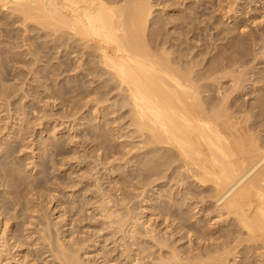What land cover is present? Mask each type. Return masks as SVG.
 <instances>
[{"label":"bare ground","instance_id":"bare-ground-1","mask_svg":"<svg viewBox=\"0 0 264 264\" xmlns=\"http://www.w3.org/2000/svg\"><path fill=\"white\" fill-rule=\"evenodd\" d=\"M154 1L0 0V11L7 12V16L9 13V17H6L3 12L5 21L1 24L10 25L11 28L17 24V29L21 25L28 32L24 31L26 34L22 36L24 42L21 43L26 42L25 45H27V41L33 37L29 34L37 30L41 34L38 37L42 38L40 44L28 47V54L31 57L27 56L28 59L21 55L18 57L16 54L9 55L11 52L15 53L13 49L23 44L20 43L17 46L15 44L17 41L12 43L11 39L15 38L8 35L11 42L8 41L5 44L7 46L4 45L5 47L0 50L2 63L7 62L4 65L6 68L1 66L6 73L9 72H7V65L11 63V59L12 62L16 60L24 64L23 66L29 68L27 70H32L33 73L39 72L42 75L50 67L47 64L44 65L45 68H42L40 64L44 61L42 64L49 63L51 66L55 60L54 71L49 70L54 75L56 73L61 76L58 79L64 80L63 76L71 74L77 77V80L74 78L76 85L72 83L73 76H71V83H69L70 78L66 79L74 86L70 87L65 82L64 90L66 86L74 93L82 91L81 89H89L85 84L86 87L81 85L85 77L92 82L87 85L93 86L94 82H98L94 89L89 91L90 94L96 93V96L93 94L94 98L92 97L91 101L99 105L114 98V104H112L115 108L111 113L127 112H125L127 115L121 113V116L129 118V130L125 135L131 137L127 145L124 144L125 142L119 143L120 150L110 151L108 144L118 142L123 135L121 129H115L116 133L121 134L113 135L100 122L94 124L88 119L89 126L94 128L92 131H94L95 141L98 140L99 148H96L105 149V152L98 156L104 160V166L106 164L110 166L109 174L119 175L114 185L108 190L101 187L103 184L101 186L97 184L98 191L101 193L100 198L95 200L94 197L88 198L85 195L86 198L85 196L83 198L85 203L78 202L79 206L81 204V209L78 211L83 221L92 218H97L99 223L102 221L101 226L97 227L98 230L93 228L95 234L91 235L92 237L89 236V239L88 236L76 237L73 234L74 231L72 235L64 231L59 232L60 228L57 230L56 222L54 223L57 225L52 226L54 223L51 224L48 215H45L47 211L43 213V203L39 200L41 196L39 189L43 184L42 177L27 173L20 175L23 172L21 167L18 171L20 174H16L17 166H21L17 164H22L21 159L16 157L17 150L20 151L19 144L5 146V152L2 153L7 155L4 158L2 154L0 155L2 158L0 159V264H34V260L30 263V252L23 253V247L30 244H34L38 256L39 253L43 258L51 256L54 264H92L91 260L86 259L87 257L83 259V256H89L91 251L89 248L92 245L97 251L98 259H102L101 263L94 264H226L230 262L231 255H234L235 259L232 264H264V75L257 77V82L261 84V91L251 106L238 105L236 98H231V94L244 85L245 70L239 69L241 66L239 60L250 53L251 46L247 45L248 42L243 38L236 39L238 44L236 50L224 52H220L217 45L213 51L206 50L202 44L195 45L196 47L190 46V43L187 44L189 41L177 35L176 30L171 32L170 28L167 29V22L160 20L158 15L153 16L156 15L153 9L157 5H154ZM255 1L264 4V0ZM254 22L256 23V20ZM258 22L261 26L260 21ZM18 24H20L19 27ZM18 33H13L11 36L16 37ZM182 33L187 34V32ZM260 37L259 52L263 54L264 34ZM256 40L254 39L253 44ZM46 72L44 75L49 76L50 74L46 75ZM0 74V76L3 75L1 72ZM19 74L21 75L20 72ZM54 75L49 76L52 82ZM43 78L46 79L44 76ZM227 78L231 82L230 86L222 84V81ZM86 82L83 81V83ZM60 86L61 84L58 87ZM4 88L2 90L5 92L8 88L5 90ZM13 89L15 91V88ZM60 89H58L59 92L63 91ZM86 90L84 95L81 94L83 91L78 94L85 96L87 93L86 96H89ZM4 92L0 97L5 98L3 94L6 92ZM54 94L52 93L53 96ZM8 96L11 95L8 94ZM6 104L10 107L11 102ZM107 107L109 108V106L104 107V113L101 112V115H104L103 118L108 114L105 110ZM18 114H20L19 110ZM80 126L82 127V124ZM12 138L14 141L13 136ZM23 143L22 141V146H24ZM60 143L51 145L61 152L65 146ZM126 146L130 148L127 149ZM1 147L4 148V145ZM115 154H121V156H115ZM79 155L74 156L73 159ZM12 161L17 165L15 169L13 163L15 171L10 167ZM44 169H48L47 164ZM130 170H133L131 174L121 176ZM79 183L74 182L71 186L69 183L68 190L71 187L73 191L72 187L80 186ZM128 186H131V189H128ZM82 189L88 192L85 194L94 192L91 187L84 186ZM139 189L141 191L136 194L131 192ZM151 191H153L152 194H150ZM37 194L40 196L38 197ZM54 196L55 194L50 202L56 196L57 200L62 198L58 195ZM139 196H142L141 203L151 202L148 207L159 203V206L154 207L157 210L154 213L160 219L158 224L151 219L142 221V217L137 214L139 212L136 213V205L128 206L127 198H132L129 202H133V199ZM74 203L75 201L72 204ZM83 204H86L85 207ZM76 205H72V209L77 208ZM93 208L98 212L90 213L89 211ZM199 213L201 215L197 216ZM71 214L75 215L73 212ZM98 214L101 221L96 217ZM67 215L69 214L66 213L65 219L63 218L65 226L71 224V222L68 223ZM214 217H217L216 222L208 228L206 221ZM190 218L195 219L194 223L197 226L188 224ZM216 224L219 226L215 227ZM105 229H108L109 235H102ZM93 236L96 238L93 239ZM194 236L199 241L198 245H195ZM186 237L188 240L181 246L175 243L178 239L183 240ZM207 241L208 243L204 246ZM187 242L189 244L185 246ZM108 243L115 244L111 253L105 249ZM114 252L117 255H113ZM237 257L240 259L237 260ZM37 260L38 258L35 264Z\"/></svg>","mask_w":264,"mask_h":264},{"label":"rangeland","instance_id":"rangeland-1","mask_svg":"<svg viewBox=\"0 0 264 264\" xmlns=\"http://www.w3.org/2000/svg\"><path fill=\"white\" fill-rule=\"evenodd\" d=\"M234 1L233 0H212V1L211 0H159V1L156 2V0H155L154 1V5L155 4H157V5L154 6L153 10H154V14H156V15H153V16H157L158 15L160 20H164L165 22H167V27H168L167 29L170 28L171 32L176 30L177 31V35L183 36L184 39H187V41H189L187 44L190 43V46H193V47H196L197 45L200 46L202 44V47L206 48V50L209 49V50L213 51L215 45H217L219 47L218 50L220 52L232 51V50L235 51L236 47L238 45V44H236L237 43L236 41L238 39H240V38L245 39V41L248 42L247 45L249 47L251 46L250 47V53L246 54V56H244L242 59L239 60L240 63H241V66H240L239 69L245 70L244 71L245 72V81H244V85L242 87H240V89L235 90L236 92L234 91L231 94V98H236V103L238 105L250 107L251 103L259 96V93L261 91V89H260V87H261L260 85L261 84H259V82H257V77L258 76L260 77V76L264 75V61H263L264 60V58H263L264 50H263V54H260L259 51L261 50V48H260L261 47V41L258 42V39L261 38L260 36H263V34H264V29H263L264 28V22L263 23L261 22V20H263L262 15L264 14V6H263L264 4L260 3V2H256L255 0H254L255 3H254L253 0H252V2H251V0H240V1H235V3H234ZM159 3H160V5H158ZM249 9H251V11H249ZM3 12L4 11H2V12L0 11V31H1L0 32V36H1L0 39L2 38V39H4V41H2V39L0 40L1 43H2V44L0 43V46H1L0 50H2V47L4 48L5 46H7L5 44H7V42L10 41V39H11V38H9V36L12 37V38L17 39V40H15V39L12 40L11 39V41H12V43H13V41L14 42L17 41L18 44L16 42H15V44L17 46H19V44L21 42H24V41H22L23 40L22 36H24V34L28 33L27 31H25L26 28L25 27H21L20 24H18V27L20 25V28H18V29H17V24H16V26L13 25L12 26L13 28H11L10 25L9 26L8 25L7 26L6 25H2L1 24L2 21H5V17H4L3 14L5 13V16L9 17V13H8V16H7L6 15L7 12H4V13ZM236 15H237V17H236ZM255 20H256V23L254 22ZM258 21H260V25L261 26L258 25V23H259ZM238 22H240V23H238ZM253 22H254V24H253ZM230 25H231V28H230ZM175 26L176 27L178 26L179 28H177V29L171 28V27H175ZM232 26H234V27H232ZM7 27L11 28L12 31L13 30L14 31L17 30L15 32L13 31V33L17 34L19 32L18 35H20V36L17 35L16 36L17 38L15 37V35L11 36L13 33H12V31L10 32L11 29H9V31H7L8 30ZM222 27H223L224 30L222 29ZM249 27H250V29H249ZM2 28H4L5 31ZM237 28H239L241 31H239V29H237ZM245 29L248 32H246ZM19 30L21 32H23V33H21ZM6 31L10 32V34L9 33L6 34L7 33ZM235 31H237V32L235 33ZM36 32H37V34H35ZM182 32H187V34H183ZM244 33H246V34H244ZM261 33H263V34H261ZM2 34L5 35V36H3ZM39 34H40L39 30L31 32L29 35H33L34 38L31 36L32 39L30 41H27V45H25L26 42L25 43H21V44H23V46L25 48L22 49V47H23L22 45H21L22 47L20 46L21 48L20 47L19 48L16 47L15 48L16 50L13 49V51L15 53L11 52V53H9V55L16 54L17 57H18V55L19 56L21 55L22 57H26V58L29 59L30 55L28 54V47L31 46V45H33L32 47H34L35 45H38V44L41 43L40 40H42V38L40 36L38 37ZM199 34H200V36H199ZM222 35L224 37H222ZM187 36H188V38H187ZM3 37L6 38V41H5V38H3ZM39 38H41V39H39ZM253 38L257 39L254 42L255 45L253 44V41H254ZM7 39H9V40H7ZM35 39H37V40H35ZM223 39H225V40H223ZM18 40H20V42ZM28 43H29V45H28ZM250 43H252V44H250ZM256 44H258V45H256ZM252 47H254V48H252ZM17 49H19V50H17ZM25 50H27V51H25ZM25 52H27L28 55ZM253 53L254 54L256 53V54L254 55ZM24 55H26V56H24ZM27 56H29V57H27ZM44 58H46V57H44ZM254 60H256V61H254ZM10 62L11 63H8L9 65H7V67H8L7 69L8 70L6 69L7 72L8 71L9 72L6 73V71L4 70V68H6V66H4V65H6L7 62H3L4 63L3 64L2 63V59H1V55H0V67L2 65L4 67V68L1 67L3 69L0 72L3 75L0 76L2 78V79L0 78V83L3 82L5 80V78H7V80H5L2 83V84H4V86H0L1 87V89H0V93L1 94L0 95H2V93L4 92L2 90L4 87H5L4 90L6 88H8L12 92L11 93L10 90L7 89L5 91L6 94H3V95H5V98H3L4 96H1L2 98L0 97L1 98L0 99V131H1V128H2V131L0 132V144H1V146L4 145V148L0 146V155L2 154V156H3L2 158H4L7 155L6 153H5L6 155L3 154L5 152L4 149H6V147L9 146V145H12V144L14 145L15 143H18L19 144V148L18 149H20V151L17 150L18 154L16 153V157H19V159H21L22 164H17V165H21V166H17L16 163L12 161L11 162V166H10V163L8 165L11 167L12 170H14V167L16 169V166H17L18 170L17 171L14 170L16 172V174H20V172L18 173V171L20 170V167H21L22 168L21 172L22 171L23 172L20 175H22L24 173H27L28 175L32 174V176L42 177L41 181L43 182V184L41 185L42 188L40 187V189H39L41 196L39 195L40 196L39 197L38 194H37V196L39 197V200L41 201V203H43V207H44L43 208V210H44L43 213L46 212V211L48 212V213L46 212L45 215L46 214L48 215V218H49L48 220H50L51 224L54 223V222H56L58 224L57 225L56 223H54V224H52V226L56 224L57 225V230H58V228H60L59 232H61V231L63 232L64 231V233L72 235L71 233H73V231H74L75 233H73V234L76 237L83 238V236H85V237L88 236V239H89V236L95 234V230L94 229L98 230V228H99L98 226H101V224H100L102 222L101 219H100L101 217H100L99 214L96 216V217H98L99 221H101L100 223L97 222V218L96 219L92 218V219H89V220L85 219L83 221V217L82 216L80 217V215H79L80 213L78 211L79 209H81V207H80L81 204L79 206V203L84 202L83 198H84L85 195L88 196V198H90V197L93 198L94 197L95 200L100 198V194L101 193L98 191L99 189L97 187V184L99 186H101V184H103L101 187L103 189H105V190H108L109 188H111L114 185V181H116L119 178L118 174H109V173H111L110 172L111 171L110 166H107V164H106L105 165L107 167L106 168L103 165V163H104L103 161L104 160H102L101 157L98 156L99 154H103L105 152L104 151L105 149H101V150L98 149L99 148L98 147V143H97L98 140L95 141L96 138H94L95 136L93 135L94 131H92L94 128L89 126L90 125L89 124V122H90L89 120L93 121L94 124H97V123L100 122L113 135L114 134H117V135L121 134V133H116V130H115V129H118V130L121 129L120 131H122L123 135H122L121 138L118 139V142L117 143H109L108 144V149L110 151H112V150L116 151V150H120L121 149V146H120L119 143L125 142L124 144L127 145L129 143V141H131V137L125 135L127 133V131L129 130V128H128L129 127V122H128L129 118H128V116L127 117L121 116L122 115L121 113H125L126 111H117L115 113H111V111L115 108V107H113L114 106L113 105L114 104V100H113L114 98H112V100L109 101V102L99 103V105L96 104V103L94 104V102L91 101L92 100L91 98L92 97L94 98V95L96 96V93H91L90 94V92L94 89V87L98 84V82H94L93 83L94 85L92 86L91 85L92 84L91 80L90 79L87 80L86 77H85L86 80L84 78H82V80L84 79L83 80L84 82L87 81L86 83H83V81L80 79L82 81L81 85L82 86H85V85L88 86L90 90L88 88H85L86 87L85 86L84 87L85 89H81L83 91V93H81V94L84 95V90L88 89L86 91H88V92L90 91L88 93L89 96H86L87 93L85 94V96H83V95L81 96V94H78V93H80L82 91H79V92L75 91V93H74L73 90L69 89L68 86H70V87L74 86L73 84L76 82L77 77H74L71 74V75H68V76L66 75L65 77L63 76L64 80H62V78L58 79L61 76L56 75V73L54 75V73L52 71H50L51 69L54 71L53 64H54L55 60L51 64L52 68L49 65V63L42 64L44 61L41 63L42 65L40 64V66H42V68H45L44 65L46 66L48 64V67H50V68L46 69V71L48 73L46 71L45 72H46V75L50 74L49 75L50 77H51V75L52 76L54 75L53 82H52V78H50L49 76H45L44 75L45 72L43 73V75H42V73H39V72L33 73L32 70H27V69H29L28 67L23 66L24 64H20V62H17L16 60H13V62H14L13 63L12 59H11ZM33 67L35 69H37L36 66H33ZM1 68H0V70H1ZM39 69H40V67H39ZM251 70L254 71V72H252ZM27 71L30 72V73H28ZM19 72L21 73V75L19 74ZM16 74H17L18 78H16L17 77ZM39 74H40V76H38ZM7 75H8V77H6ZM13 75H15V77H13ZM20 76H22L23 78L20 77ZM43 76L46 77V79H44ZM71 76H73L72 77V83H73L72 85L69 84V83H71ZM19 77H20V80H19ZM33 77H34V79H33ZM39 77H41L43 79H41V78L38 79ZM251 77H253V78H251ZM8 78H9V80H8ZM74 78H76V80H74ZM66 79L70 80L69 83L67 82ZM46 80H48V81H46ZM54 80H56L57 82L54 81ZM54 82L56 84H54ZM65 82H67V83H65ZM5 83L7 85H5ZM64 83L66 85L69 84L68 86L65 87L66 91L63 88L64 85H65ZM87 83H91V84L87 85ZM2 84H0V85H2ZM59 84H61V86L63 85L62 88H61V86L58 87ZM222 84L224 86H230L229 84H231V82L229 81V78H227V79H224L222 81ZM9 85H11L12 87L9 86ZM75 85H76V83H75ZM89 85L92 86V87H90ZM13 86H16V87H13ZM53 86L55 88H53ZM262 86H263V84H262ZM50 87H51V89H50ZM13 88H15V91H14ZM60 88L63 91H60L61 94L59 95L60 92L58 91V89H60ZM1 90H2V92H1ZM18 90H19V92H18ZM54 90H56V91H54ZM67 90H69V91H67ZM70 90L73 93H71ZM50 91L53 94L56 93V94H54V96L56 95V97H54ZM67 92H69V93H67ZM57 93H58L59 97H57L58 96ZM8 94H10L11 96L9 97ZM6 95H7V97H6ZM61 95H63V96H61ZM7 99H8V101H7ZM87 100H88V102L89 101H91V102L88 103V102H86ZM3 101H4L5 104L11 102L12 106L9 104L10 107H8V104L5 105L3 103ZM1 103L4 106H2ZM87 103H88V105H87ZM110 105H112V106H110ZM105 106H109V108L107 107L105 109L106 113H108V114H106L105 118H103L104 115L102 116L101 112L102 113L105 112L104 111V107ZM29 107H31V108H29ZM10 108H11V110L9 111ZM18 110H19V113L21 115L18 114ZM21 110L22 111L24 110L23 114H22ZM33 110L34 111L37 110V112L36 111L34 112ZM95 110H96V112H95ZM17 115H19L20 117L17 116ZM15 117H17V118H15ZM40 119H43V120L40 121ZM117 119H119V120H117ZM12 120H14V121H12ZM85 121H87V122H85ZM39 122H40V124H39ZM27 124H29V125H27ZM80 124H82V127L80 126ZM73 126H74V129H73ZM78 126H80V127L78 128ZM6 127H8V128H6ZM123 127H124V129H122ZM24 128H26L27 130L24 129ZM25 130H26V132H25ZM91 131H92V133H91ZM88 132H90V133H88ZM87 133H88V135H86ZM15 134L17 136H14ZM18 134H19V136H18ZM12 136L14 137L15 140H17V142L15 140L13 141ZM5 137H7V138H5ZM22 141L24 142L23 143L24 146L21 145ZM7 142H9V143H7ZM26 142H27V144H26ZM54 142L55 143H60L61 142L60 144H62V145L64 144L63 146H65L64 147L65 149L64 150L60 149L61 152L60 151L58 152V150L53 147L55 145ZM112 146H114V147H112ZM60 147H62V146L60 145ZM96 147H98V148H96ZM125 148L129 149L130 147L126 146ZM125 148H123V149H125ZM93 149H95V150H93ZM78 152H80V153H78ZM18 155H20V156H18ZM78 155H79V157L73 159L74 156H78ZM115 156H121V154H115ZM14 157H15V155H14ZM80 157H82V159ZM2 158L0 157V159H2ZM54 160H55V162H54ZM80 160H81V162H80ZM98 160H101V161H98ZM92 162H94L96 164L99 163L100 165L102 163V165L101 166L100 165L96 166ZM13 163L15 164V166H14ZM34 164L35 165L37 164V165H40V166L36 167ZM46 164L48 165V169H46L47 171L44 169ZM42 166H44V167H42ZM43 169H44V171L42 172ZM132 171L133 170L127 171L126 173H124L121 176L122 177L123 176H127V175L131 174ZM81 178L83 180L82 183H81ZM70 179H71V182L73 181L72 182L73 184H74V182L76 184L79 183V182L81 183V184L79 183L80 186H78V187L77 186L72 187L74 192L71 190V187H70V190H68L69 189V187H68L69 183H70L69 186L72 185V183L69 182ZM74 180H76V181H74ZM63 183L66 184L67 186L64 185ZM84 186L87 187V188L91 187V189H93L94 192H90L91 194H85V193H88V192H84L85 190L82 189V187H84ZM106 187H107V189H106ZM127 188L131 189V186H128ZM155 189H157V187H155ZM63 190H64V192H63ZM39 191H38V193H39ZM41 191H43V192H41ZM140 191H141V189L133 190L131 192L136 194V193H138ZM67 192H68V194H66ZM72 192H73V195H72V197H70ZM133 193H132V195H133ZM152 193H153V191L150 192V194H152ZM53 194H55V196L58 195V197L61 196L62 197V198L60 197L61 200H57L56 199L57 196L56 197L54 196L55 199L54 200L52 199V202H50L51 198H53L52 197ZM86 196H85V198H86ZM41 197L44 198V199H42ZM95 197H97V198H95ZM141 198H142V196L135 197L133 199V202H129L130 198H127L128 206H130V207L132 206L133 207V206L136 205L135 206L136 213L139 212L137 214L140 215V217H142V221H146V220H150L151 219L152 222L156 221V224H158L160 222V219H158V215L156 213H154V212L157 211V210H155V208L157 206H159V203H157V204L155 203L156 206L153 205L152 207H148V206H150L151 202H147L148 203L147 204L146 202L143 201L141 203V201H140ZM74 201H75L74 204L75 205L77 204L76 205L77 208H73L72 209V207H73L72 205H74L72 203ZM85 201H87V200L85 199ZM152 201L155 202L154 200H152ZM83 205H82V207H83ZM85 205H84V207H85ZM152 208L155 211L152 210ZM11 210L10 211L13 212V209H11ZM93 211L94 212H98L94 208L92 210H90L89 212L91 213ZM71 212H73L75 215L71 214ZM140 212H142V214ZM66 213L69 214V215H67V217H69L68 218L69 219L68 223L71 222V224L69 223L68 225L65 226V223H64L65 220H63V218L66 217ZM62 215H64V216L62 217ZM176 215L178 216V212H176ZM200 215H201V213H199L197 216H200ZM78 217L80 218V220H79ZM81 218H82V220H81ZM204 218H206V215H204ZM77 219L79 221H76ZM216 219H217V217H214L212 220L206 221L207 227L211 228L212 224L216 222ZM194 220H195L194 218L193 219L190 218L188 224H191L193 226H197L196 223H194ZM91 222H92V224H91ZM96 223H98V224H96ZM75 224H76V227H74ZM218 226H219L218 224L215 225V227H218ZM83 228H84V230H83ZM78 231H80V232L77 233ZM82 231H83V233H82ZM108 232H109L108 229H105L104 231H102V235L103 234L104 235H109ZM94 238H96V236H93V239ZM120 240L121 239H119V241ZM187 240H188V238L186 237L183 240H179L178 239L175 243L177 245L181 246L183 244V242H185ZM193 240L195 241V245L199 244V241L195 238V236L193 237ZM88 242H91V241H88ZM206 243H208V241L205 242L204 246H206ZM88 244H90V243H88ZM188 244L189 243L187 242L185 244V246H188ZM33 245L34 244H30L28 246L25 245V247H23L24 248L23 249V253L24 254L28 253V251L31 254L30 263L34 262V261L36 262V259L38 258L37 264L38 263L39 264H46V263L54 264V261H51V259H52L51 256H49V257L47 256V257L43 258V257L40 256V253H39V256H40V258H39L38 253H37V251H35ZM107 245L108 246L105 249H107L108 252L111 253V250H113V248L115 247V244L114 243H108ZM104 247H105V245H104ZM89 249L91 250L90 253H89V256L88 255L83 256V259L87 257L86 259L87 260H91L90 262L92 264H94L95 262L96 263L97 262L101 263L102 259L101 258L98 259V255H97V251L95 250V247L92 245ZM47 255H49V253ZM113 255H117L116 252H114ZM34 256L35 257L38 256V257L35 258ZM239 259H240V257H237V260H239ZM234 261H235L234 255H231L230 256V262H227L226 264H232ZM35 262H34V264H35ZM102 264H104V263H102ZM201 264H203V263H201Z\"/></svg>","mask_w":264,"mask_h":264}]
</instances>
